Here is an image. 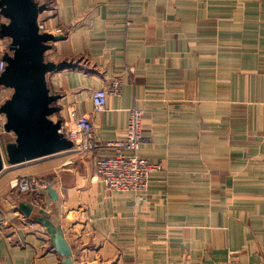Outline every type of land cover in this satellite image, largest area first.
<instances>
[{
    "label": "crops",
    "instance_id": "obj_1",
    "mask_svg": "<svg viewBox=\"0 0 264 264\" xmlns=\"http://www.w3.org/2000/svg\"><path fill=\"white\" fill-rule=\"evenodd\" d=\"M49 1L58 7L47 25L62 38L46 55L73 64L47 75L60 95L52 119L70 109L89 116L101 146L10 170L9 186L0 184V264L63 262L43 226L21 223L20 213L33 220L22 203L59 218L73 264H264V0L39 2ZM116 79L120 94L94 113L92 91ZM11 95L0 87V106ZM131 108L144 114L138 155L162 164L141 196L110 192L96 173L113 154L107 144L125 137ZM24 175L57 199L12 190Z\"/></svg>",
    "mask_w": 264,
    "mask_h": 264
},
{
    "label": "water",
    "instance_id": "obj_2",
    "mask_svg": "<svg viewBox=\"0 0 264 264\" xmlns=\"http://www.w3.org/2000/svg\"><path fill=\"white\" fill-rule=\"evenodd\" d=\"M46 9L47 4L39 0H0V14L7 20L0 25V38L10 40L9 52L3 56L6 67L0 75V87L12 90L10 98L0 106V114L6 119L5 131L15 135L14 142L5 147L9 165L41 159L72 147V142L59 132L61 120L52 119L59 111L60 95L50 93L47 75L73 64L45 58L52 43L62 38L39 32L37 20ZM2 170L0 152V175ZM46 189L55 201V190L50 184ZM19 209L46 229L55 252L63 258L62 264H73L72 250L59 218L44 210L41 215H32V205L24 203Z\"/></svg>",
    "mask_w": 264,
    "mask_h": 264
},
{
    "label": "built area",
    "instance_id": "obj_3",
    "mask_svg": "<svg viewBox=\"0 0 264 264\" xmlns=\"http://www.w3.org/2000/svg\"><path fill=\"white\" fill-rule=\"evenodd\" d=\"M57 7L54 2L49 1L46 11L39 15L37 23L40 33L52 35L61 34V30H54L47 25V22L53 19ZM8 43L10 44V41L0 43V46L6 48L8 47ZM45 58L48 60L49 56L46 55ZM5 67L6 63L0 60V75ZM120 92L121 83L118 79L114 80L107 88L93 90L91 93L93 112H103L106 109L108 96L119 95ZM143 115L142 110L137 108L129 109L125 137L116 142L108 143V147L113 148V154L111 156L101 157L96 161L97 178L102 181L106 189L110 192H131L135 195H145L149 188L151 176L162 169L161 163L149 162L138 155V150L144 140L142 134ZM59 120H61L59 132L72 142L71 149L63 152H72L74 158H77L90 155L100 148L101 145L95 139L93 124L89 116H78L70 109L68 115ZM5 122V116L0 114V152L3 160V170H11L17 165L7 164L5 159V147L7 143L4 136L8 133L4 129ZM60 153L22 164H32L59 155ZM10 188L20 194H28L36 192L38 188L46 189V185L45 182H42L35 175H24L11 181ZM20 215L21 213L18 216L23 225L31 228L38 226L35 221L27 220ZM6 224V221H0V227H4Z\"/></svg>",
    "mask_w": 264,
    "mask_h": 264
},
{
    "label": "rangeland",
    "instance_id": "obj_4",
    "mask_svg": "<svg viewBox=\"0 0 264 264\" xmlns=\"http://www.w3.org/2000/svg\"><path fill=\"white\" fill-rule=\"evenodd\" d=\"M39 1H43V0H39ZM46 4H48V3H46ZM53 161H45V162H43V163H40V162H38V163H36V164H34V166H33V168L34 167H36V166H38L39 164V166H43L44 164H50V163H52ZM6 171V172H5ZM9 171V172H8ZM13 176V172L12 171H10V169H5V170H2V174H1V179H0V184H2V182H4V183H7L8 184V186H9V181L11 180V179H13L14 178V176Z\"/></svg>",
    "mask_w": 264,
    "mask_h": 264
},
{
    "label": "bare ground",
    "instance_id": "obj_5",
    "mask_svg": "<svg viewBox=\"0 0 264 264\" xmlns=\"http://www.w3.org/2000/svg\"><path fill=\"white\" fill-rule=\"evenodd\" d=\"M15 169V168H14ZM5 170V169H4ZM7 170V169H6ZM6 172V171H5ZM9 172V171H8ZM2 174V173H1Z\"/></svg>",
    "mask_w": 264,
    "mask_h": 264
}]
</instances>
